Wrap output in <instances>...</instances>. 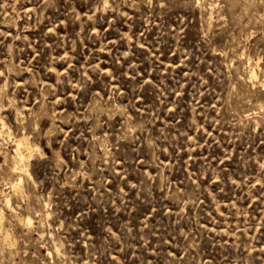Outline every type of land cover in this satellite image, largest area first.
Here are the masks:
<instances>
[{"label": "rangeland", "instance_id": "374dc122", "mask_svg": "<svg viewBox=\"0 0 264 264\" xmlns=\"http://www.w3.org/2000/svg\"><path fill=\"white\" fill-rule=\"evenodd\" d=\"M0 264H264V0H0Z\"/></svg>", "mask_w": 264, "mask_h": 264}, {"label": "bare ground", "instance_id": "6f19581e", "mask_svg": "<svg viewBox=\"0 0 264 264\" xmlns=\"http://www.w3.org/2000/svg\"><path fill=\"white\" fill-rule=\"evenodd\" d=\"M22 143H26V142H25V141H20V142H19V144H22ZM6 235H7V234H6ZM6 235H5V236H6ZM6 238H7V236H6ZM7 240H8V239H7Z\"/></svg>", "mask_w": 264, "mask_h": 264}]
</instances>
